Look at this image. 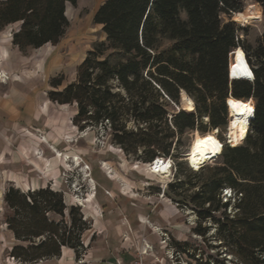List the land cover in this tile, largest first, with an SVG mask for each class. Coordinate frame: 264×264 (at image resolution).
Masks as SVG:
<instances>
[{
	"label": "trees",
	"instance_id": "1",
	"mask_svg": "<svg viewBox=\"0 0 264 264\" xmlns=\"http://www.w3.org/2000/svg\"><path fill=\"white\" fill-rule=\"evenodd\" d=\"M254 1L264 19V0ZM76 3L0 1V32L17 25L11 43L20 52L57 45L70 25L66 7ZM242 10L241 0H105L93 16L105 39L87 52L73 82L62 86L61 77L50 82L48 99L74 106L72 124L80 131L102 126L125 153L142 148L144 163L172 158L186 132L225 126V99H252L255 110L245 143L224 148L221 164L186 197L183 187L196 186L179 181L176 163L179 171L167 194L192 207L200 223L214 221L233 261L264 264V30L254 44L239 39L241 28L230 19ZM234 55L238 78L232 76ZM180 92L182 101L193 100L195 113L194 107L182 109L168 123L170 104L178 105ZM203 117L208 118L205 125ZM224 189L241 196L233 204L222 202ZM3 202L4 223L16 242L10 257L38 264L59 259L63 248L73 251L76 260L84 256L88 246L82 236L89 226L78 207L65 204L61 192L48 186L23 192L11 186ZM230 205L232 214L226 212ZM185 246L175 243L184 252Z\"/></svg>",
	"mask_w": 264,
	"mask_h": 264
},
{
	"label": "rangeland",
	"instance_id": "2",
	"mask_svg": "<svg viewBox=\"0 0 264 264\" xmlns=\"http://www.w3.org/2000/svg\"><path fill=\"white\" fill-rule=\"evenodd\" d=\"M104 1L77 0L75 6L68 4L65 14L69 28L54 46L20 52L11 43L17 25H10L0 32V74H3L0 78V264H21L9 256L16 242L4 225L7 212L4 193L11 186L26 192L50 187L49 184L62 193L67 206L81 210L89 226L82 236L88 251L119 246L114 256L125 264L134 262L139 253L143 264H240L226 253L217 237L214 221L200 223L192 207H185L172 193L167 194L168 184L176 181L172 178V169L166 183L149 177L144 168L150 167L151 162L142 161L146 156L142 148L137 153H125L112 142L109 130L102 126L80 131L72 124L76 113L74 106L49 101L50 82L60 77L62 86L73 82L76 69L87 52L105 39L100 26L93 23L94 14ZM241 3L242 12L233 14L230 20L241 28L239 39L254 44L264 30L262 10L254 0H241ZM251 6L257 7L259 13L251 15ZM243 17L250 18L244 20ZM236 61L234 55L232 76L238 78ZM182 98L180 92L176 106L179 110H182ZM176 111L170 104L168 123ZM228 117L226 113V124L219 128L221 139ZM207 123L203 120L204 125ZM128 128L134 129L135 125L129 122ZM194 132H186L171 153L174 163L181 166L179 181L187 184L191 180L196 186L185 185L183 197L197 190L210 174L209 170L221 164V157L202 164L190 154L189 148L196 134H204L199 129ZM55 150L61 153V162L51 167L50 175L55 172V167L57 174L49 177L45 174L44 162H54ZM75 155L81 167L75 168L72 163L71 157ZM68 158L71 161L66 164ZM201 165H204L202 169ZM196 170L199 171L194 175ZM123 185L127 186L128 192L122 190ZM79 200L84 201V207ZM226 212L233 213L231 205ZM139 216L144 217L143 223L137 220ZM215 217L220 214L216 213ZM175 243H186L188 251L179 250ZM85 253L79 258L81 261L72 257L67 259V264H91ZM38 264L57 263L52 260Z\"/></svg>",
	"mask_w": 264,
	"mask_h": 264
},
{
	"label": "bare ground",
	"instance_id": "3",
	"mask_svg": "<svg viewBox=\"0 0 264 264\" xmlns=\"http://www.w3.org/2000/svg\"><path fill=\"white\" fill-rule=\"evenodd\" d=\"M249 11H251L252 12L251 15L254 16L255 14L259 13L260 10L255 6H251L249 8ZM249 18L243 17L244 20H247ZM2 77H3V74L1 73L0 78ZM181 108L182 109L193 108V101L189 97L185 98L182 101ZM227 109H228L229 117H228L226 135L228 136V139L231 145L233 147H237L238 145L241 144V142L246 137V134L249 128V121L252 119L253 102L251 100L244 101V100H236V99L229 98ZM214 133L216 132L210 131L204 134L197 133L189 148L190 154L194 158L198 159L202 164H205L207 161L211 160L212 158H215L221 155L222 145L218 141V139L215 137ZM69 142L71 141L69 140ZM54 152L56 155V159L58 158L61 159V153L57 150H55ZM71 159H72V163H75V168L81 167L79 164V158L77 156H73L71 157ZM69 160H70L69 158L66 160V164L70 163L71 160L70 161ZM46 166L47 168L49 167V165H46ZM149 166L150 167L148 168L147 167L144 168L145 174H147L151 178L153 177L157 179L159 182H162V183L167 182V180L170 177V173H171L170 172V162H166L165 160L163 161L161 158H157V160L154 163L152 161L149 164ZM91 184L92 186L94 185L92 180H91ZM122 190L125 192H128L127 186L123 185ZM79 202H80V205L84 207V201L79 200ZM144 222H146L145 224H147V221H144Z\"/></svg>",
	"mask_w": 264,
	"mask_h": 264
},
{
	"label": "built area",
	"instance_id": "4",
	"mask_svg": "<svg viewBox=\"0 0 264 264\" xmlns=\"http://www.w3.org/2000/svg\"><path fill=\"white\" fill-rule=\"evenodd\" d=\"M234 51V50H233ZM233 51L231 52V54L233 53ZM245 61H246V59H245ZM251 70V69H250ZM231 74V73H230ZM232 77V76H231ZM233 78V77H232ZM234 79V78H233ZM250 83H252L253 82V80L252 81H249ZM228 99L229 98H227V99H225L224 100V106H225V109H226V113H227V116H229L228 115V109H227V104H228ZM248 100H251L252 102H253V116H254V110H255V104H254V101L252 100V99H248ZM194 103V102H193ZM174 107L176 108V112H179L180 110L174 105ZM191 113H195V104H194V109H193V111L191 112ZM172 118V116H170L169 117V119H171ZM203 120H206L207 122H208V118L207 117H203L202 118ZM253 120V117H252V119L249 121V128H248V131H247V134H246V137L244 138V140L241 142V144L240 145H238L237 147H240V146H242L244 143H245V140H246V138H247V135L250 133V123H251V121ZM198 122H197V120H196V124H197ZM195 132H194V134L195 133H197L196 131H197V128L194 130ZM190 132H192V131H190ZM211 132H216V133H214L215 134V137L218 139V141L221 143V145H222V152H223V149L224 148H226V147H229V148H235V147H233L232 145H231V143L229 142V139H228V136L226 135V132H227V127H226V130H225V132H224V134H223V136H222V138L223 139H221V138H219V128H216V129H211ZM175 146V143H174V145H173V147ZM221 152V153H222ZM221 156V155H220ZM219 156V157H220ZM163 161L165 160L166 162H170V170L172 169V178L174 179V175H175V172H176V165H175V163H174V161L172 160V158L171 157H167V158H161ZM157 160V158L156 159H154L153 160V163L155 162ZM202 169V168H201ZM201 169H199V170H201ZM199 170H196V172L197 171H199ZM195 171V170H194ZM241 195H237V196H235V194L234 193H232V191L230 190V189H224L223 191H222V194H221V198L223 199V200H225L224 202H226L227 200H230L231 201V203L233 204L234 202H235V200L236 199H238L239 197H240ZM228 213H231V212H228ZM176 254H177V256H178V252H176ZM142 255H141V253H139V255L137 256V258L135 259V261L134 262H131L130 264H143V262H142V257H141ZM173 259V258H172ZM78 261H81V259H79ZM112 264H125L120 258H116L115 260H114V262L112 263ZM184 264V263H183Z\"/></svg>",
	"mask_w": 264,
	"mask_h": 264
},
{
	"label": "crops",
	"instance_id": "5",
	"mask_svg": "<svg viewBox=\"0 0 264 264\" xmlns=\"http://www.w3.org/2000/svg\"><path fill=\"white\" fill-rule=\"evenodd\" d=\"M1 1H4V0H1ZM2 54H5V51H3L2 52ZM72 127H74V126H72ZM76 156V155H75ZM59 162H61V159L60 158H58V159H56L55 158V160H54V162L53 163H49L48 161H45L44 162V168H46V171H45V174L47 175V176H55L56 174H57V171H56V167H55V172L54 173H52L51 175H50V173H49V171H50V169H51V167H53V166H55L57 163H59ZM46 164L47 165H49V167L47 168L46 167ZM49 169V170H48ZM139 172V171H138ZM49 186H50V189L51 190H53V191H55L54 190V186L52 185V184H49ZM45 187H47V186H44V187H40V188H45ZM28 190H30V189H28ZM98 216H99V214H97ZM142 218V219H141ZM139 222H141V223H143V217H138V219H137ZM134 222V221H133ZM4 225L6 226V224L4 223ZM6 231L12 236V238H13V235L11 234V232H9L8 230H7V226H6ZM13 240H14V238H13ZM15 241V240H14ZM84 243V242H83ZM84 245H85V243H84ZM88 245V244H87ZM87 245H85V246H87ZM118 248H120L119 246H114V247H112V245L111 246H108V247H106V248H92V250L91 251H88L87 250V252L85 253V257H87L88 259H90L91 260V264H112L113 262H111V261H108L110 258H114L115 259V256H114V251H117V249ZM111 252V254L112 255H110L109 256V253ZM72 257H74V253H73V251H71V250H69V249H65V248H63L62 249V252H61V256H60V258L59 259H56V260H54V261H56V263L57 264H67V259H71Z\"/></svg>",
	"mask_w": 264,
	"mask_h": 264
},
{
	"label": "water",
	"instance_id": "6",
	"mask_svg": "<svg viewBox=\"0 0 264 264\" xmlns=\"http://www.w3.org/2000/svg\"><path fill=\"white\" fill-rule=\"evenodd\" d=\"M239 81H245V80H239ZM247 82H249V81H247Z\"/></svg>",
	"mask_w": 264,
	"mask_h": 264
}]
</instances>
